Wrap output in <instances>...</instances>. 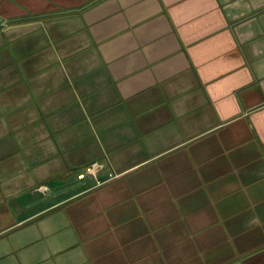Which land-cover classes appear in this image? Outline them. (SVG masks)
Listing matches in <instances>:
<instances>
[{"label":"crops","instance_id":"crops-1","mask_svg":"<svg viewBox=\"0 0 264 264\" xmlns=\"http://www.w3.org/2000/svg\"><path fill=\"white\" fill-rule=\"evenodd\" d=\"M0 264H264V0H0Z\"/></svg>","mask_w":264,"mask_h":264},{"label":"built area","instance_id":"built-area-1","mask_svg":"<svg viewBox=\"0 0 264 264\" xmlns=\"http://www.w3.org/2000/svg\"><path fill=\"white\" fill-rule=\"evenodd\" d=\"M101 163L98 161L92 162L86 167H84L83 172L81 173L80 177H83V175L88 174L91 176H95L96 172L100 169Z\"/></svg>","mask_w":264,"mask_h":264}]
</instances>
